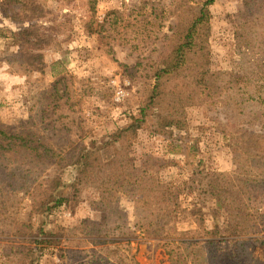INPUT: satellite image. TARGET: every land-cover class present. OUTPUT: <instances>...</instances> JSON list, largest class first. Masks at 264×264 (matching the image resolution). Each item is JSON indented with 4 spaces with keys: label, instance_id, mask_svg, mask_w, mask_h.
Returning <instances> with one entry per match:
<instances>
[{
    "label": "rangeland",
    "instance_id": "1",
    "mask_svg": "<svg viewBox=\"0 0 264 264\" xmlns=\"http://www.w3.org/2000/svg\"><path fill=\"white\" fill-rule=\"evenodd\" d=\"M20 1L0 0V28L5 34L0 36V129L18 132L32 111L57 105L54 113L57 124L62 126L57 138L78 134L88 148H93L105 143L115 129L125 126L129 114L147 102L154 71L166 49L162 37L171 33L170 26L176 20L175 14L160 29L149 24V33L159 39L148 45L144 42L148 32L141 28L139 47L134 48L137 41L134 32H130L132 27L125 29L127 33L114 29L110 22H105L106 14L124 10L137 19L154 21L159 7L150 13L151 1L176 13H189L207 0H37L44 11L34 20L10 17L11 7L19 10ZM251 3L214 0L204 5L208 17L200 27L208 35L213 71L242 80L247 56L255 53L235 34L236 14L244 9L251 11ZM143 7L148 11L142 13ZM34 23L42 26L40 31L53 23L56 27L41 49L31 47L42 53L45 65L29 70L21 63L28 66L12 33ZM256 30L261 34L256 43L263 45L264 30ZM232 84L234 78L228 86ZM244 84L263 98L264 75ZM250 104H256L254 111L258 114L263 112L261 99L246 103ZM227 112L228 107L219 103L193 104L186 108L185 129L167 127L153 132V128L144 127L133 139L128 153L130 161L135 162L139 173L147 168L146 173L162 189L172 192L168 201L174 205L172 221L163 224L165 220L160 217L149 224V213L135 214L130 198L120 195L112 205L103 201L100 189L93 183L86 184L75 197L71 189L69 201L50 215L35 214L28 193L19 191L10 196L13 203L7 209L0 205V264H170L167 241L182 237L206 239V231L214 221L220 224L227 218L223 211L211 206L210 196L205 198L210 206L197 202L193 179L211 178L222 190L229 191L235 175L251 167L258 160L255 155H262L261 143L254 141L253 133L264 132V126L257 122L243 125L238 110L231 111V115ZM74 172L75 169H69L63 173L65 183L70 182ZM45 173L56 174L52 166L42 177ZM226 197L224 194L222 199ZM238 199L252 213H264V190L260 186L248 187ZM212 200L216 202L213 197ZM40 227L43 234H39ZM105 234L114 235L116 240L94 241ZM118 235H123V239ZM40 238L47 242L38 244L36 240ZM243 246L251 264H264L263 240L247 238ZM29 247L34 251L24 258ZM220 247L232 251V242H222ZM36 255L38 258L33 261Z\"/></svg>",
    "mask_w": 264,
    "mask_h": 264
},
{
    "label": "trees",
    "instance_id": "2",
    "mask_svg": "<svg viewBox=\"0 0 264 264\" xmlns=\"http://www.w3.org/2000/svg\"><path fill=\"white\" fill-rule=\"evenodd\" d=\"M212 1L214 0H207L189 13L185 10L176 13L159 2L151 1L150 13L159 7V12L153 17L154 21L137 19L132 13L125 14L124 10L108 12L105 22H110L112 28L127 33L125 29L132 27L130 32H134V40L137 41L134 48L139 47L141 28L148 32L144 40L145 45H148L159 39L158 36L149 33L148 25L160 29L166 19L176 14V20L170 26L171 33L162 37L166 49L163 60L159 62L160 66L153 74L151 95L137 112L129 114V122L125 126L115 129L105 143L93 148H88L78 134L57 138L62 128L57 124L54 113L57 105L53 107L49 104L48 108L40 107L39 110L32 111L29 118L18 127L20 130L18 132L9 133L5 129H0L2 208L7 209L12 205L13 200L9 199L12 194L24 191L30 196L32 211L35 214L50 215L69 201L71 189V194L75 197L86 184L93 183L100 189L103 201L114 204L120 195L130 198L134 203L135 214L138 213L139 216L143 211L149 213L151 220L149 224L160 217L165 220L163 224L172 221L171 212H174V205L172 202L168 203L172 192L162 189L158 181L146 173L147 168L139 173L135 162L130 161L128 153L138 131L144 127L153 128V132H160L167 127L185 129L186 108L203 102L219 103L228 107V115H231L233 110H238L243 125L249 126L257 122L264 126V110L258 114L254 111L256 104L246 105L248 101L256 103L259 99L264 102V94L262 98L260 93L250 91L244 84L264 75V44L256 43L261 38L256 27L264 30V0H251V11L244 9L236 14L235 34L238 39L245 40L249 44L246 47H251V52L255 53L254 56L251 54L247 56L242 80L239 76H226L225 72L218 73L211 68L208 35L203 33L200 26L208 17L204 5ZM19 7V10L11 7L10 17L34 20L42 16L44 11L42 3L37 0H21ZM144 8L146 7L140 9L142 13L148 11ZM41 27L34 23L22 31L12 33L17 38L19 53H23L28 66L24 62L21 63L29 70L39 69L45 65L42 53L33 50L41 49L43 44L48 43L56 24L43 26L44 31H40ZM0 31V36H5L1 28ZM252 32L256 33V36H253ZM233 78L234 84L228 86ZM59 80L61 79L57 81ZM236 106H239V109H233ZM253 134L254 141L261 143L262 155H255L258 160L251 167L241 171L238 176L235 175L229 183V191L222 190L213 179L210 180L211 178L208 181L203 177L193 179L192 186H195L197 202L208 204L205 198L210 196L211 206L223 211L227 218L220 224L214 221L211 229L206 231V239L182 237L167 241L166 252L170 264H251L243 244L247 238L264 241V213H252L247 204L240 202L238 197L244 195L246 189L251 186H260L264 190V132ZM49 166L54 167L56 174L50 176L49 173H45L42 177ZM69 169H75V172L70 182L65 183L62 175ZM214 177L216 176L212 175V178ZM224 194L227 197L222 199ZM212 197L216 199L215 203ZM40 233L43 234L42 227L39 228ZM117 237L123 239V235ZM113 240H116L114 235L105 234L94 241ZM225 241L232 242V251L222 250L220 243ZM36 242L41 245L47 240L40 238ZM33 251V248L29 247L24 258H28ZM37 258L38 255L33 261Z\"/></svg>",
    "mask_w": 264,
    "mask_h": 264
}]
</instances>
